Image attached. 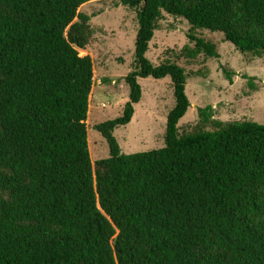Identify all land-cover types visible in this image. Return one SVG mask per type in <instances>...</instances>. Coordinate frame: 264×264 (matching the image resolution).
Returning <instances> with one entry per match:
<instances>
[{
	"label": "trees",
	"instance_id": "obj_1",
	"mask_svg": "<svg viewBox=\"0 0 264 264\" xmlns=\"http://www.w3.org/2000/svg\"><path fill=\"white\" fill-rule=\"evenodd\" d=\"M92 0H0V264H264V124L223 123L210 107L179 134L190 101L176 62L147 57L163 12L190 25L187 57L217 58L222 33L264 55V0H118L136 10L134 66L120 116L95 125L109 156L92 165ZM227 78L231 81L228 71ZM173 86L165 145L121 153L113 132L141 100L139 78Z\"/></svg>",
	"mask_w": 264,
	"mask_h": 264
},
{
	"label": "rangeland",
	"instance_id": "obj_2",
	"mask_svg": "<svg viewBox=\"0 0 264 264\" xmlns=\"http://www.w3.org/2000/svg\"><path fill=\"white\" fill-rule=\"evenodd\" d=\"M79 12L90 16L91 40L80 55H89L93 64V83L87 115V141L92 165L109 156L106 140L95 125L121 115L128 101L125 76L134 66V44L138 27L136 10L118 0H92L80 6ZM190 25L182 17L163 12L155 24L146 57L155 65L169 59L184 68L185 92L190 106L178 122L179 134L189 133L198 125L214 130L208 122L200 123L198 111L210 107L213 119L223 123L253 120L264 124V55L239 52L222 33L196 30L198 36L216 44L218 57L203 53L187 57L184 47L189 41ZM259 35L264 30L254 29ZM231 76L227 78L225 71ZM142 96L134 105L131 121L114 129L121 153L130 154L165 145L166 116L174 105L173 86L168 76L138 80Z\"/></svg>",
	"mask_w": 264,
	"mask_h": 264
}]
</instances>
